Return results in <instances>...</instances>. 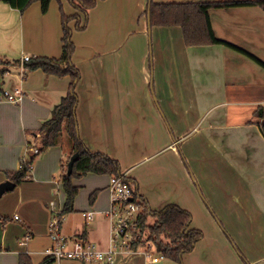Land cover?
<instances>
[{
    "label": "crops",
    "instance_id": "1",
    "mask_svg": "<svg viewBox=\"0 0 264 264\" xmlns=\"http://www.w3.org/2000/svg\"><path fill=\"white\" fill-rule=\"evenodd\" d=\"M187 1L217 0L182 2ZM55 2L52 0L50 10L43 14L39 1L24 13L0 1L1 59L5 55L17 60L25 55L61 56L62 17L60 3ZM60 2L63 5L64 1ZM137 2L144 13L147 2ZM64 5L68 12L74 11ZM37 14L45 30L42 50L37 49L33 39L32 21ZM210 17L219 39L264 61L262 8L212 9ZM148 26L147 21L141 31L146 33ZM150 33L155 44L151 72L146 54L137 68L122 62L118 67V61L114 66L95 65L87 80L75 64L81 74L75 88L80 137L90 150L119 161L123 174L138 187L152 211L176 204L192 214L201 206L208 218L206 230L214 235L211 243L207 242L204 230L205 238L197 243L206 240L202 262L222 264L214 248L222 243L232 258L239 254L249 264H264V135L259 126L264 120L254 114L257 107L264 106V67L226 45L186 46L180 26H153ZM150 79L153 95L148 88ZM71 83L68 75H47L41 69L26 72L22 67H11L0 74V90L22 87L25 94L20 104L0 103V184L10 180L8 172L19 170L31 159L27 157L28 152L33 153L28 145L33 144L32 138L51 117L52 109L68 94ZM61 150L59 144L42 157L33 153L39 157L36 168L32 167V178L0 198H17L11 212L6 211L5 204L0 208V213L8 217L7 222L0 221V264H19L21 254L29 255L32 264L48 257L45 252L53 246L50 223L61 215L66 193L62 198L58 188V202L53 207L56 199L50 189L59 183L54 180L52 184L46 165L62 167L65 149ZM107 176L109 180L102 186L105 190L96 188L99 193L93 203L81 206L78 193L74 210L61 215L60 231L64 236L87 239L102 249L109 247L112 225L106 213L112 201L111 175ZM29 189L36 190L37 197L39 190L44 193L47 203L39 214L30 212L37 208L29 199ZM86 211L95 212L90 223L82 215ZM75 214L81 217L75 220ZM102 223L103 229L97 230ZM191 227L201 230L193 224ZM144 251L122 255L118 264H157L162 260L153 263ZM51 264L84 263L61 259Z\"/></svg>",
    "mask_w": 264,
    "mask_h": 264
},
{
    "label": "trees",
    "instance_id": "2",
    "mask_svg": "<svg viewBox=\"0 0 264 264\" xmlns=\"http://www.w3.org/2000/svg\"><path fill=\"white\" fill-rule=\"evenodd\" d=\"M10 7L24 13L26 9L34 2L39 1L43 14L49 11L52 0H1ZM70 4L84 15L94 8L99 0H68ZM258 6L264 10V0H217V1H199V2H170L157 3L154 0H147L145 14L150 26H180L184 36L186 46H203L222 44L229 46L241 53L248 55L258 64L264 67V61L249 53L248 51L232 44L228 41L219 39L213 29L210 11L212 9H226L232 7ZM63 24L62 36V54L60 57L31 56L29 61L15 60L8 61L10 66L23 68L26 72L41 69L47 75L70 76L72 79L71 88L68 94L62 98L51 112V117L45 120L35 135H40L36 146L39 153L57 146L61 143V135L66 130L68 142L71 145V153L62 164L65 169L62 181L66 193V202L61 215L70 213L74 210V201L79 193V187L73 184V179L80 178L88 173L97 175H122V168L118 160L101 152L90 150L83 139L80 137L76 108L78 104V95L76 85L81 78V74L76 65L72 62V56L75 51V45L71 40L72 32L68 27V20L71 18L80 19L78 13L74 16H66L62 5L60 6ZM1 91V90H0ZM254 114L258 119L264 120V106H259ZM260 129L264 135V123H259ZM38 153V154H39ZM74 153H79L73 171L67 174L66 167ZM35 160V156L23 163L17 171L8 172V177L17 186L23 183L30 172V164ZM134 190V200H142L138 187L133 181L127 178ZM99 190H95L90 196V202L93 203ZM148 206V205H147ZM149 208V206H148ZM154 219L149 222V218ZM192 214L176 204H169L160 211L149 210L141 213L138 218V225L141 227L140 233L132 246L138 248L144 241L150 240L153 250L163 254L175 262L182 264L183 255L194 250L196 244L204 237L201 230L191 227ZM8 217L0 213V221L7 222ZM148 231V232H147ZM145 235V236H144ZM55 259L53 257L45 258L40 264H51ZM19 264H32V260L27 254H21Z\"/></svg>",
    "mask_w": 264,
    "mask_h": 264
},
{
    "label": "rangeland",
    "instance_id": "3",
    "mask_svg": "<svg viewBox=\"0 0 264 264\" xmlns=\"http://www.w3.org/2000/svg\"><path fill=\"white\" fill-rule=\"evenodd\" d=\"M55 1H56L55 2L56 5L60 3L58 8L60 9L62 3L60 2V0H55ZM63 1L67 5V8H69L70 6L72 10H74L72 12H68L63 3L62 8L66 16L68 17L74 16L77 10L70 4L68 0H63ZM177 1L182 2L186 0H177ZM177 1H173V2H177ZM145 2H147V0H145ZM187 2H196V1H187ZM98 4H99L98 9L96 10V12L92 13L91 11ZM96 6L89 11L88 17L87 15H84L83 13L77 11L78 15L80 16V19L70 17V20H68V27L71 29L72 32L71 40L75 45V51L73 53L74 57L72 56V62L76 64L81 71H83L85 80H87L88 72L90 71V68L94 67L95 65L106 66V63H108L109 66H114L118 61V67L121 66V62H122L125 65L130 64L131 65L130 67L137 68L140 67L143 61L142 58L144 56L146 57V55H147L146 60L148 62V68L150 69L151 72L154 66V64L152 63V61L154 60L152 53L154 51L155 44H154L153 35L151 40V33L149 31V26H148V31L146 33L141 31L143 26H147V16L145 14V11L143 13V11L139 9L137 0H99ZM90 13H92L91 16ZM61 24H62V18H61ZM32 31H33V39L38 44L37 49L42 50L44 46L45 30L43 29V21L41 20V17L38 14L34 15L32 21ZM62 33H63V24H62ZM25 39L28 40V37L26 36ZM28 46L29 45H27V47ZM9 56L5 55V59L0 58V74H2L3 72L5 73L7 70L11 69V67L17 68L10 66L8 62V61L13 62L17 59H15V57L13 56L11 57ZM41 56H43V54H41ZM149 86L150 87L148 88L153 95L152 92L153 83L151 79ZM135 96L138 97L136 93ZM39 137L36 138L38 139V141H39ZM32 139L34 140V142H36L35 138ZM61 149H63V151L65 149V152H63V163L64 165H66V161L68 160L71 153V145L68 142L66 130H63V133L61 135L60 151H62ZM46 151L39 153V156L42 157V155H44ZM31 156H35V160L32 163L33 164L32 167L36 168L37 165L35 164L39 156L28 152L27 153L28 159H30ZM55 166L56 165H46L47 169L49 170V174H47V176L51 178L52 184L54 180H56L54 181L55 183H59V186L54 184L55 186H51L50 189V192L54 194L52 196H54L56 199L54 201L53 207L55 206L56 202H58V197L56 196V191L58 193V188L60 189L61 192L60 196L62 198L65 197V191L63 188V181H62V177L63 174L65 173V169L61 166L58 167ZM53 167L55 168L53 169V171H51ZM33 170L34 169H32L29 172L28 174L29 178H32ZM38 170L41 172V174H45L43 168L40 165H38ZM38 176L40 179H44L39 174ZM108 180L109 177L107 175H97L95 173H88L80 178L73 179V184L80 186L79 195L77 197L78 203L81 204V206H84L85 202H87V204L89 205L90 204L89 196H91L90 194L94 190H96V188L100 189L101 191L105 190L103 189L102 186H104L106 181ZM16 191L17 189L14 192H12L10 195H13L14 193H16ZM39 191H40L39 197H37L36 190L29 189L27 191V194L30 196L29 199L35 205V208H37V211L36 210L30 211L31 213L34 214L36 213L39 214L42 210H44L47 203L45 201L44 193L41 192V190ZM199 198L203 200L200 191H199ZM7 199H8L7 196H4L2 199H0V208L3 204H5L6 211L11 212V210H13L17 204V198L13 197L9 201ZM193 210H194V213H192L193 222L191 223V225L193 224L194 227L200 228L204 234V230H206L208 227V218L204 210L201 208V206H199V209L194 208ZM80 217L81 216L78 217L76 214L73 215V218L75 220L79 219ZM108 221L110 222L109 219ZM153 221L154 219L150 217L149 222H153ZM103 225L104 224L102 223L101 225L97 226V230L103 229ZM206 232L208 233L206 236L207 242L211 243V238L214 237V235L207 230ZM111 236H112V229H111L110 239ZM224 237L226 239L228 238L227 233L224 235ZM146 239L147 236H145L144 241L141 243V245L138 248L140 250H145V252H149L147 255L150 258L152 255L157 256L158 254H160L157 253L155 250H153L154 248L152 243L150 242V240L148 241ZM205 243L206 240H204L203 243L201 242L197 244L193 252L187 254L188 256L186 259L183 255L182 264H212L211 261L207 262L206 260H204L202 262L203 250L206 249V246H204ZM214 248L218 251L219 261L222 264H249L248 261L239 254H238V258L235 259L232 258L229 255L228 251L225 248H223L222 243L218 244ZM157 264H181V263L175 262L169 258L164 257V259H162Z\"/></svg>",
    "mask_w": 264,
    "mask_h": 264
},
{
    "label": "built area",
    "instance_id": "4",
    "mask_svg": "<svg viewBox=\"0 0 264 264\" xmlns=\"http://www.w3.org/2000/svg\"><path fill=\"white\" fill-rule=\"evenodd\" d=\"M30 58L31 56L25 55L21 60L29 61ZM22 70L24 69L22 68ZM22 77L24 78V73ZM24 95L22 87H16L13 90L4 89L0 91V103L20 104L24 99ZM39 136L38 134L34 136L36 142H38L36 138ZM36 142L28 146V151L34 154L39 153ZM31 169L32 164H30ZM110 193L112 205L106 216L112 225V236L108 248L102 249L96 243L81 237L69 239L64 236L60 231L62 218L59 214L50 223V237L53 246L46 250V255L53 257L55 260L74 259L84 264H118L120 256L126 255L128 257L139 253L140 249L133 247L132 243L136 238L135 235L141 231V227L138 225L139 215L149 210V208L142 200H134V190L127 181L125 174L111 175ZM82 215L85 222L90 223L95 217V212L86 211ZM145 253L148 257L149 252ZM163 258V254L160 253L157 256L152 255L150 260L156 263Z\"/></svg>",
    "mask_w": 264,
    "mask_h": 264
},
{
    "label": "water",
    "instance_id": "5",
    "mask_svg": "<svg viewBox=\"0 0 264 264\" xmlns=\"http://www.w3.org/2000/svg\"><path fill=\"white\" fill-rule=\"evenodd\" d=\"M149 31L151 32V26H150V23H149ZM79 157V153H74L71 158H70V161L68 163V166H67V174L70 175L73 171V167H74V164L76 162V160L78 159ZM16 187V184L11 181V180H7L3 183L0 184V198L6 193V192H9V191H12L14 190Z\"/></svg>",
    "mask_w": 264,
    "mask_h": 264
}]
</instances>
